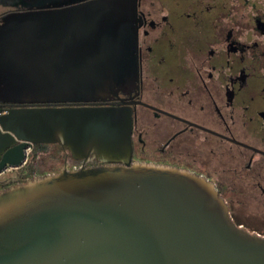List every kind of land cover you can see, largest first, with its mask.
<instances>
[{
	"label": "water",
	"instance_id": "95a60500",
	"mask_svg": "<svg viewBox=\"0 0 264 264\" xmlns=\"http://www.w3.org/2000/svg\"><path fill=\"white\" fill-rule=\"evenodd\" d=\"M14 3L36 10L0 20V102L17 105L0 111V174L34 144L83 164L0 190V264H264V235L212 181L130 163V104H61L135 93L138 0Z\"/></svg>",
	"mask_w": 264,
	"mask_h": 264
},
{
	"label": "flooded vegetation",
	"instance_id": "af4514ba",
	"mask_svg": "<svg viewBox=\"0 0 264 264\" xmlns=\"http://www.w3.org/2000/svg\"><path fill=\"white\" fill-rule=\"evenodd\" d=\"M14 1L0 0V20L8 13L36 10ZM138 16L139 79L135 93H119L95 103L61 104H130V163L187 169L212 181L223 197L218 185L223 182L221 171L216 167L222 145L264 161L260 158L264 150L258 147L264 145V67L255 69L250 62L254 56L250 51L257 47L252 35L255 31L257 36H264V23L258 18H254L253 26L244 25L239 18H147L140 10V0ZM166 52L174 60L171 65L165 64ZM252 76L260 79L256 81ZM16 106L0 102V111ZM192 107L201 115L192 114L193 110L188 113L187 108ZM236 118L246 121L238 123ZM253 123L259 127L254 128ZM41 145L58 147L65 156L59 155L53 166L40 168V162L35 167L28 163L27 152L24 164L16 168L22 170L24 181L83 164L82 160L72 159L61 145ZM35 146L29 150H35ZM100 164L104 163L92 158L84 166ZM14 180H0V190L17 184H12Z\"/></svg>",
	"mask_w": 264,
	"mask_h": 264
},
{
	"label": "rangeland",
	"instance_id": "374dc122",
	"mask_svg": "<svg viewBox=\"0 0 264 264\" xmlns=\"http://www.w3.org/2000/svg\"><path fill=\"white\" fill-rule=\"evenodd\" d=\"M140 10L147 18H239L244 25L252 26L254 18H258L264 23V0H140ZM252 40L257 47L250 51L254 54L250 62L252 67L259 69L264 67V36H257L254 31ZM260 52L261 55H258ZM164 56L166 65L174 63L169 52ZM252 77L255 80L260 79L257 76ZM238 107L239 105L236 108ZM192 110V114L198 113L193 107L187 108L188 113ZM236 121L241 123L246 119L236 118ZM254 124V128L259 127V124ZM258 147L264 150V145ZM27 152L28 163L35 167L40 162V168L53 166L59 155L65 156V152L52 146ZM260 158L264 160L263 156ZM219 160L216 167L221 171L223 182L218 185L222 188L232 220L250 233L264 235V161L250 158L238 149L223 145ZM21 173L22 170L14 169L0 174V180L16 179Z\"/></svg>",
	"mask_w": 264,
	"mask_h": 264
},
{
	"label": "trees",
	"instance_id": "16d2710c",
	"mask_svg": "<svg viewBox=\"0 0 264 264\" xmlns=\"http://www.w3.org/2000/svg\"><path fill=\"white\" fill-rule=\"evenodd\" d=\"M36 146H35V150H37V149H42L44 146H42L41 144H35ZM34 150V151H35ZM14 182H16V183H22V182H24V176H22V175H20L19 177H17L13 182H12V184L14 183Z\"/></svg>",
	"mask_w": 264,
	"mask_h": 264
},
{
	"label": "built area",
	"instance_id": "2783aa9c",
	"mask_svg": "<svg viewBox=\"0 0 264 264\" xmlns=\"http://www.w3.org/2000/svg\"><path fill=\"white\" fill-rule=\"evenodd\" d=\"M25 162V161H24ZM8 170H10V169H8ZM8 170H6V171H8Z\"/></svg>",
	"mask_w": 264,
	"mask_h": 264
}]
</instances>
